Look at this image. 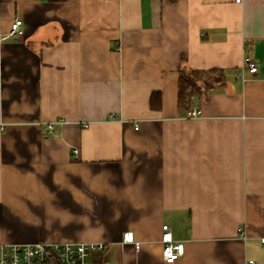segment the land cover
Wrapping results in <instances>:
<instances>
[{"label": "crops", "instance_id": "1", "mask_svg": "<svg viewBox=\"0 0 264 264\" xmlns=\"http://www.w3.org/2000/svg\"><path fill=\"white\" fill-rule=\"evenodd\" d=\"M163 225L174 264H264V0H0V244L166 264Z\"/></svg>", "mask_w": 264, "mask_h": 264}, {"label": "built area", "instance_id": "2", "mask_svg": "<svg viewBox=\"0 0 264 264\" xmlns=\"http://www.w3.org/2000/svg\"><path fill=\"white\" fill-rule=\"evenodd\" d=\"M235 1L241 3L243 0ZM23 25L22 19H14L8 35L3 39L22 37L24 34ZM244 67L251 74L257 73L258 66L249 57H245ZM241 77L244 79V70ZM199 114L198 110H190L188 113L191 117H196ZM52 131L53 123H49L45 133L49 134ZM162 231L163 260L166 264H174L185 255V245L173 239L169 225H163ZM240 231L242 230L239 229ZM124 241H129L127 236ZM135 247L138 249L139 244L136 243ZM105 248V244L99 242L0 244V264H91L92 256L103 252Z\"/></svg>", "mask_w": 264, "mask_h": 264}, {"label": "trees", "instance_id": "3", "mask_svg": "<svg viewBox=\"0 0 264 264\" xmlns=\"http://www.w3.org/2000/svg\"><path fill=\"white\" fill-rule=\"evenodd\" d=\"M203 73L201 72H187V71H182L180 75V82H179V105L181 107H186L189 103V98L192 95L195 94H201L202 89L198 84V81L202 79ZM205 84H208L206 82ZM210 86L206 87V90L209 89ZM158 94H153V99H152V106L153 108H157L158 105L154 104V99ZM99 254V253H98ZM94 264H99V263H94Z\"/></svg>", "mask_w": 264, "mask_h": 264}]
</instances>
